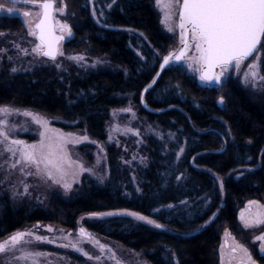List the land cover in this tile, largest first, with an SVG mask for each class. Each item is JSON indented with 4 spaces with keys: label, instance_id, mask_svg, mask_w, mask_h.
Instances as JSON below:
<instances>
[{
    "label": "trees",
    "instance_id": "1",
    "mask_svg": "<svg viewBox=\"0 0 264 264\" xmlns=\"http://www.w3.org/2000/svg\"><path fill=\"white\" fill-rule=\"evenodd\" d=\"M66 1L76 17L65 50L84 52L102 65L57 68L47 57L29 65L10 56L12 49L0 61V105L36 111L64 131L84 130L105 142L112 111L132 103L163 138L149 134L108 145V177L85 175L68 198L54 192L45 199L37 193L16 196L0 171V241L38 224L72 231L84 217L89 232L141 254L149 264H218L223 233L237 235L240 209L264 197V100L251 99L232 78L223 87L202 85L171 64L146 92L144 107L142 93L161 63L157 52L163 56L170 49L154 0H116L110 8L100 1L103 15L99 7L93 15L89 0ZM24 27L17 16H0V49L23 46ZM259 48L264 53V40ZM116 212H137L165 227L126 215H91ZM64 254L73 264H92Z\"/></svg>",
    "mask_w": 264,
    "mask_h": 264
},
{
    "label": "snow or ice",
    "instance_id": "2",
    "mask_svg": "<svg viewBox=\"0 0 264 264\" xmlns=\"http://www.w3.org/2000/svg\"><path fill=\"white\" fill-rule=\"evenodd\" d=\"M11 2L13 4L33 5L40 10L38 12V22L34 26L29 25V34L39 41L32 52L36 56L47 57L51 61H56L58 55H63L57 45L59 41L64 39V33L68 36L72 35V28L67 23L54 21V12L60 11L63 13L65 8L58 9L54 0H11ZM155 2L163 13L162 23L167 31L173 32L178 28L180 37V47L177 50L169 51L167 55L163 56H160L157 52V56L162 60V63L159 64L161 70L166 65L184 62L189 70L198 73L200 81L205 83L215 82L219 87H223V84H226L231 78L229 70L234 71L245 85L251 84L254 88L258 81H264V75L260 74L258 58L249 63L242 71L244 62L257 51L261 41L264 40V0H155ZM114 3H116V0H111L108 7L110 8ZM2 11H7L9 14L13 13L12 8L5 10L3 5H0V12ZM95 13L96 10L93 8V15ZM100 14L103 15V9L100 10ZM22 15L30 17L32 13L25 11ZM177 16L178 20L176 19ZM57 28L61 33L60 35L55 34ZM16 47L19 48V45H16ZM19 50L25 55L29 54L28 49ZM6 51L7 49H0V52ZM190 51H194L195 54L189 56ZM8 59L11 60L12 57H8ZM69 59L82 61L85 58L82 55H77L69 57ZM96 62L100 63L101 61ZM56 67L60 68L61 65L57 63ZM11 72H17V68L12 67ZM156 75L158 76L159 73ZM152 83H155V80ZM174 87L180 89L181 86L177 83ZM218 102L222 105L224 97L221 96ZM121 111L130 112L131 108L122 109ZM12 114L30 117L35 124L43 129L40 133L41 139L31 145L19 139H10L6 117ZM0 116L5 117L0 119V145H3V148L0 149V156H3L4 153L10 154L9 159L5 161L8 163L9 171L19 166V171L23 175H35L40 179L51 180L55 184H60L65 192L70 191L72 188V183L65 180V177L68 175V169H71L73 165L78 167L80 173L85 171L91 173L93 171L92 168H86L80 160H72L67 149L68 144H79L81 141L87 140V136L74 137L72 134H68V136L60 134L49 128V121L45 116L27 109L21 110L8 105H0ZM50 131L53 133L54 138L47 135ZM127 131L139 135L138 129H127ZM157 135L163 138L162 134L157 133ZM172 135V133H169V136ZM179 151L182 153L183 148H180ZM17 153H19L18 158ZM261 154L264 155V151ZM248 159L250 160L251 156ZM141 160L143 161V158ZM96 163H100L99 157H97ZM0 167H3V165H0ZM28 167H34L35 173L26 172L25 169ZM240 175H243V173H240ZM222 187L223 184L221 183ZM27 192L28 185L25 184L24 193ZM182 203L185 202L182 201ZM249 205L256 206V211L250 212L247 216L241 213L240 219L243 226L245 228L264 226V204L251 200ZM169 207H172V205H169ZM114 214L91 213L92 216ZM127 214L138 220L146 221L156 228L165 227L140 213L127 212ZM47 230L49 232L53 231L50 225L47 226ZM230 235V233H226V236ZM69 236H71V233L62 235L60 239L68 242L61 243L58 246L70 247L90 260L100 261L105 252L110 253L111 258H115V253L107 245L101 244L99 240L95 239L84 227L79 228L76 240H69ZM33 239L38 242H54L47 236L35 234L32 230L18 231L11 234L6 240L0 241V254H10L8 255L9 262L31 261V264H41L40 258H47L51 254L32 251L23 247V245L32 243ZM254 239L261 241L259 252L264 257V234L257 235ZM85 242H90L98 247L101 255L93 257L85 251L81 247ZM229 247L227 264H232L234 260L237 264H257L249 249L245 245L236 242L234 237H232V244ZM17 253L19 254L17 255ZM237 253H240V255L237 256ZM220 257L223 264L225 260L223 246ZM47 264H51V261H48ZM116 264H120V262L117 260ZM176 264H179V260L176 261Z\"/></svg>",
    "mask_w": 264,
    "mask_h": 264
},
{
    "label": "rangeland",
    "instance_id": "3",
    "mask_svg": "<svg viewBox=\"0 0 264 264\" xmlns=\"http://www.w3.org/2000/svg\"><path fill=\"white\" fill-rule=\"evenodd\" d=\"M104 2L106 4V7H108L106 0H89L90 8L93 11V8L97 10L99 7L101 8V3ZM54 3L56 7L59 9L61 7L65 8V11L61 13L60 11L54 12V21H60L67 23L72 28V23L76 17L75 12H73V8L70 4L67 3L66 0H54ZM0 5H3L4 9L12 8L13 13L9 14L7 11L0 12V16L8 15L9 17L17 16L21 19V21L24 24V28L27 32V35L25 38H27L26 42L23 46L19 45V48H11L10 50L7 49L6 52H0V61L1 57L3 55H8V53L14 49L12 52L9 53L10 56L18 58L19 60L22 59L23 61L27 60L29 61V65L33 62L38 63L39 60L43 58V56H36L35 53L32 52V49L39 43V41L36 39V37L29 34V25L34 26L36 22L39 20L38 12L40 11L38 7H35L33 5H24V4H13L9 2H5L3 0H0ZM154 9L157 13L158 17V23L161 32L168 38L170 42V49L169 51H175L180 47V37H179V29L176 28L173 32H168L165 25L162 23L163 13L160 11V9L156 6V2L154 0L153 2ZM29 11L32 13L30 17H24L22 15L23 12ZM178 20V16L176 17ZM57 34H61L59 29H56ZM73 31L72 35L68 36L66 33H64V40L60 43L59 51L63 53V55H58L56 61H53L51 63H59L61 65L60 68L66 67L69 64L77 63L80 66L94 68L99 65H102V62L97 63L99 59L91 60L89 56L84 52H71L65 50V45L73 38ZM18 45V44H16ZM260 47V46H259ZM6 49V48H3ZM19 49H28V55H25L23 52H21ZM168 51V52H169ZM168 54V53H167ZM166 54V55H167ZM194 51H190L188 53L189 56L194 55ZM14 55V56H13ZM82 55L84 56V60L77 61L73 59H69V57ZM264 57V53L260 48L256 51V53L248 58L244 62V65H242V71L244 68L254 60L258 58L259 64H260V74L263 75L262 72V60ZM101 61V60H99ZM69 62V63H68ZM49 61L45 60V64H48ZM162 63V60H161ZM179 66H182L187 74H189L191 77L196 79L200 84L202 85H217L216 83H205L199 80L198 73H194L193 71L189 70L184 62H178L176 63ZM229 75L231 78L238 82L241 89L245 91V93L253 100H264V81H258L256 87L254 88L251 84L245 85L242 82V79L237 77V74L234 71L229 70ZM223 83V78H222ZM218 86V85H217ZM141 102H142V96H141ZM131 108L130 112L114 110L111 113L110 122L107 125V140L105 142H98L95 140H92L88 134L84 131H64L56 126L53 125V121L49 118V128L52 130H55L56 132L63 134L65 136H68V134H72L74 137H80V136H87L88 139L81 141L79 144H68L67 149L69 151V154L71 156L72 160H80L86 168H92V172H82L80 173L78 170V167L73 165L71 169H68V175L65 177V180L72 183V188L70 191L65 192V189L60 184H55L51 180L46 179H40L37 178L35 175H29L25 176L19 171V166L16 169L8 170V163L7 161L9 159L10 154L4 153L3 156H0V165H3V167H0V171L3 172V175L5 177V181L10 183L12 187V192L16 196H32L34 193H37L39 195V199H45L48 194L50 193H59L63 197L68 198L73 193L76 192L77 188L81 184V180L85 175L91 176L92 178L98 180V181H104L108 177V160H107V147L110 144H117L122 145L121 143L133 140V139H139L142 140V136L154 134L156 136L157 133L162 134V132H159L154 125L149 124L145 121V119L140 118L137 111L138 108L135 107L132 103H128V105L123 108ZM15 108V107H12ZM31 111V110H30ZM36 112V111H32ZM42 115V114H41ZM5 117L0 116V119H4ZM8 121V132L10 139H19L24 141L26 144H34L37 143L41 139L40 133L43 131V129L35 124L30 117H25L23 115H17L12 114L6 117ZM118 126V127H117ZM156 128V129H155ZM127 129H138L139 135L134 134V132L127 131ZM48 136L53 137V133L50 131ZM163 135V134H162ZM84 145L89 146L87 150H80V148ZM3 148V145H0V149ZM19 157V153H17V158ZM97 157L100 159V163L97 164L96 160ZM26 172H32L35 173L34 167H28L25 169ZM74 173H76L74 175ZM218 183L221 191L223 190V187L221 188V183L223 184V179L218 177ZM28 185V192L24 193V185ZM256 201H259L260 204H264V197L261 199H258ZM256 206H250L249 202H246L245 205L240 209L238 214V222H239V229L237 235H233L228 231H225L221 238V243L218 248V251L216 253V258L218 260V264H222L220 252L221 248L223 246V250L225 252V260L223 264H227V254L230 251V245L232 244V237L235 238V241L245 245L249 251L251 252L253 259L256 260L257 264H264V257L259 252L261 241L255 240L254 237L257 235L264 234V226H257V227H251V228H245L243 226V222L240 219L241 213H244L245 216H247L250 212H255ZM114 215H126L130 216L134 219H136L134 216L128 215L127 212H116ZM106 215H103L101 217H104ZM83 218L78 220V227L75 230L68 231L64 228H61L56 225H50L53 229L52 232H49L47 230V226L49 225H42L38 224L34 227H28L24 229L26 230H32L35 234L41 235V236H47L49 239H52L53 243L48 242H38L33 239V242L30 244L23 245V247L32 250V251H41L50 253L47 258L41 257L40 261L41 264H47L48 261H51V264H73L68 260L66 255L64 253H74L81 257H83L87 262H90L92 264H116V261L118 260L120 264H149L146 260H144L141 256V254L137 252L129 251L122 246L108 241L106 239H103L93 233L92 236L99 240L101 244H105L112 250V252L115 253V258H111V254L108 252L103 253V258L100 261L96 260H90L86 256H83L81 253L75 251L72 248H64L59 247L58 245L61 243H67V240H61L60 237L62 235H67L68 233H71V236H69V240H76L78 238V232L80 227H84L82 225ZM138 220V219H136ZM214 218H212L208 223L205 224L207 226L208 224L212 223ZM141 221V220H138ZM144 223H147L146 221H141ZM85 228V227H84ZM86 229V228H85ZM63 230V232H61ZM87 230V229H86ZM201 229H198L194 232L188 233L185 236H189L192 234H196ZM20 231V232H23ZM88 231V230H87ZM89 232V231H88ZM226 233H230V236H226ZM8 238V237H7ZM6 238V239H7ZM5 239V240H6ZM4 241V240H3ZM226 242L228 243V246H226ZM81 247L87 251L90 255L93 257L97 255H101L99 252L98 247L93 245L90 242H85L81 245ZM19 253H17L18 255ZM8 255L10 254H0V264H31V261H11L8 260ZM240 253H237V256H239ZM232 264H237V262L234 260Z\"/></svg>",
    "mask_w": 264,
    "mask_h": 264
},
{
    "label": "water",
    "instance_id": "4",
    "mask_svg": "<svg viewBox=\"0 0 264 264\" xmlns=\"http://www.w3.org/2000/svg\"><path fill=\"white\" fill-rule=\"evenodd\" d=\"M55 34H56V35H59V34H57L56 32H55ZM63 40H64V39H63ZM63 40L59 41V43H58V45H57L58 49L60 48V43H61ZM259 46H260V45H259ZM259 46H258V48H259ZM257 50H258V49H257ZM255 53H256V52H254L253 55H254ZM253 55H252V56H253ZM252 56H250V57H252ZM250 57H249V58H250ZM170 65H171V64L166 65V66L164 67L163 70H161L160 67H159V70H158V72H157V73H159V75H158V76H157V75L155 76V78H154L155 82L157 81V79H158V77L161 75V73H162V72H163L168 66H170ZM217 71H218V70H217ZM213 83H215V82H213ZM154 84H155V83H152V82H151V83L149 84V85H151V86H147L145 89H147V91H148V90H149ZM147 91L144 90L143 93H142V104H143L144 107H145V105H146V104H145L144 97H145V94H146Z\"/></svg>",
    "mask_w": 264,
    "mask_h": 264
},
{
    "label": "flooded vegetation",
    "instance_id": "5",
    "mask_svg": "<svg viewBox=\"0 0 264 264\" xmlns=\"http://www.w3.org/2000/svg\"><path fill=\"white\" fill-rule=\"evenodd\" d=\"M213 83V82H212ZM226 246H228V243L226 242Z\"/></svg>",
    "mask_w": 264,
    "mask_h": 264
}]
</instances>
